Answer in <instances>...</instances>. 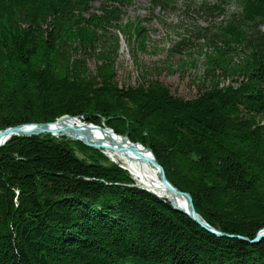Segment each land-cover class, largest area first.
<instances>
[{
    "label": "trees",
    "instance_id": "trees-1",
    "mask_svg": "<svg viewBox=\"0 0 264 264\" xmlns=\"http://www.w3.org/2000/svg\"><path fill=\"white\" fill-rule=\"evenodd\" d=\"M104 1L96 10L93 0H0V129L63 115L92 123L123 116L169 180L192 194L202 220L254 239L264 228V0H235L238 11L217 32L206 28L226 46L207 55V72L223 73L193 101L158 84L120 87L113 80L120 40L111 29L120 32L118 6L133 0ZM175 1L150 4L165 9ZM201 4L205 14H227L224 2ZM135 31L143 47L147 36ZM75 52L81 58L72 61ZM89 57L103 62L94 73ZM227 77L232 84L222 86ZM14 140L0 150V264H264V240L218 238L145 191L107 185L124 184L123 170L84 163L76 154L87 159V146L50 136ZM94 153L96 162L108 160ZM42 172L83 193L57 206L56 184L52 197H40L49 183ZM78 201L99 214L79 213Z\"/></svg>",
    "mask_w": 264,
    "mask_h": 264
},
{
    "label": "rangeland",
    "instance_id": "rangeland-1",
    "mask_svg": "<svg viewBox=\"0 0 264 264\" xmlns=\"http://www.w3.org/2000/svg\"><path fill=\"white\" fill-rule=\"evenodd\" d=\"M105 2L106 1L104 0H93L92 7L93 9L97 10V8L102 7ZM175 2H178V4L176 5L174 4L175 7L168 6L165 9L154 7L153 5L150 4V0H133L132 4L129 5L122 4L121 6H118V4L115 3L121 9L120 17L122 18V20L120 23L121 26L120 32H118V30L116 29L114 30L111 29L114 33L119 35V40H120V47L118 50L119 54H118V58L116 57L117 60L115 62V75L113 80H115V82L120 87H124V86L129 87L131 85L133 87H138L139 85L148 86L149 84H158L164 87L165 89H167L175 99H179L182 101H193L195 99H198L203 94L205 89L210 87V84L215 80V77H217V79H220L219 74H221L222 72L221 70L217 69L214 73L207 72V67H206L207 55L210 54L211 56V54H213L217 48H221L222 46L226 48V46L222 45L219 39L212 38L210 34H214V33L208 34L206 28L209 27L210 32L216 31V27L218 26L217 23L224 22L226 18L229 17L230 14L237 12L238 7L235 4V0H176ZM221 2H224V4H226L225 5V8L227 10L226 15L213 16L211 14H205L203 11L200 10L201 3H212L214 6L216 5L215 3L219 4ZM138 26L139 28L143 29L145 35L147 36L143 47L141 46V41L138 39L136 35L137 34L136 31L133 32L134 29L136 30L138 29ZM261 30L264 31V26L261 27ZM113 40H114L113 36L109 38V41H113ZM67 44H71V43L67 41ZM72 46L73 48L71 51L75 50V45ZM230 47L231 46L228 45V50L230 49ZM229 56L226 57L228 58ZM80 58L81 56L78 54V52L77 53L75 52L72 61L80 60ZM101 63L103 64V62H100V64ZM100 64L96 61L94 57L87 58V66L90 72L92 73L96 72L97 66ZM232 80L234 79H229L227 77L224 80L222 86H227L232 84L231 83ZM65 117H71V118L77 117L79 119H82L83 116L81 117V116L63 115L57 118L55 117L53 120L48 122L18 124L17 126L9 127V128H15L20 126L22 128L26 125L39 126L41 124L43 125V127H45L47 125L55 124L58 120ZM96 119H97L96 123L95 122L92 123L90 119H86V120L82 119V120L87 125L92 124L90 126L102 127L105 130H109L110 132H115L116 134L119 135V138L126 139L127 140L126 142L132 141L134 143H140L144 148L153 152L151 147H149L148 145L144 144L141 141L142 135L139 132V130L136 128V126H134L131 122H129L125 117L116 116L114 118L112 117L107 119L106 117L97 116ZM262 121L264 123V117ZM43 127H41V129ZM9 128L0 129V135L1 136L7 135V134L3 135L1 132L8 130ZM7 136L9 138L1 141L0 150H2L9 142H12L15 138L24 137L28 139L31 137H39V136H50V138L56 139L58 141L69 143L71 146H76L77 144L75 142L80 143V145L82 144L84 146H87L85 143L81 142L82 140L80 141L79 139H75L70 135L67 134L56 135L52 133L43 132L42 130H37V132H33L27 135H19V133H16L14 135H10V136L7 135ZM87 147L91 149L88 150L90 151V154H88L87 159L85 158L82 152L77 151L76 155L80 160L83 159L82 161L84 163L88 162V164L93 163V165L98 168L100 167L111 168L112 165H115L117 166L118 169L123 170L124 178L126 179V181H129V182L125 181L126 183L124 182L123 184V182L119 180V182L117 183L108 182L107 185L115 186L118 188L123 187L125 192L124 190L121 189L120 190L117 189V190L125 194H130L131 192H133L132 190H137V189L145 191L157 197L158 199L166 202V204H169L170 207H172L174 210L187 215L192 221H194L187 214L188 212L187 209L184 210L178 206L175 207L174 206L175 204L173 205L174 202L172 200L161 198L159 197V195H157L156 192H152L149 189L139 185L136 178L129 169H127L120 162L113 161L108 156V154L106 155V153L101 148H96L89 145ZM94 151H96L97 153H102L104 157L108 158V160H103V161L99 160L96 162L95 159H100L101 156L98 157L96 153H94ZM153 155L156 158L154 152ZM159 166L163 169V172L167 177V172L164 166H162L160 163ZM42 173H43L42 175L41 173L39 175L41 177V180L44 179V181H49V183L44 184V186L47 188L45 195L42 194V190L45 191L44 187L38 190L40 197L42 198L52 197L51 195H48V192L51 188L50 185L56 184V187L59 190L54 192H57L59 197H61V199L57 203V206L61 207L64 204H72L74 203L75 200H77L75 196L72 195H74L73 194L74 192H79L81 187L69 184L68 183L69 181L66 178L61 179L58 176L47 175L45 172ZM160 177H161V171H160ZM75 179L78 180L84 179L86 181L91 180L95 182L99 181L98 179H94V178L87 180L88 178L80 177V176L75 177ZM167 179L171 184V186L176 188L177 191H179V193L181 192L184 194H189L191 196L192 204L195 209L196 200L194 199L192 194L177 187L169 180L168 177ZM85 187L87 186H83V188ZM80 193H83V191H80ZM179 193L177 194L180 195L186 203L187 202L186 198L183 195H181V193L180 194ZM58 195L56 196V198L58 197ZM75 195L78 194L75 193ZM40 201H44V200H40ZM262 201L264 202V199H262ZM77 203H79L77 206V211L79 213H85L87 215L88 213H91L93 215L99 214L96 213L95 210L98 208H96L94 204L85 201H78ZM213 228L218 232H222L223 234L229 235V236L216 235L218 238H225L227 240L240 239L237 238V236H239L237 234H229L221 230H218L215 227ZM260 231L261 230H259V232ZM198 240L201 241L200 239H197V241ZM250 240L252 241V239ZM263 240L264 238L260 242H262ZM199 241L198 243H200ZM242 241L248 243L250 242L245 240ZM239 250H238L239 255L244 256L243 252Z\"/></svg>",
    "mask_w": 264,
    "mask_h": 264
},
{
    "label": "bare ground",
    "instance_id": "bare-ground-1",
    "mask_svg": "<svg viewBox=\"0 0 264 264\" xmlns=\"http://www.w3.org/2000/svg\"><path fill=\"white\" fill-rule=\"evenodd\" d=\"M202 5L206 4H200V6ZM90 125L92 124L87 125L82 119L77 117H65L58 120L55 124L47 125L42 129L26 125L19 132L20 134H30L37 132V130H42L43 132L56 135L67 134L75 139L93 144L95 145H92L93 147L101 148L113 161L120 162L129 169L139 185L156 192L161 198L172 200L176 206L186 210L184 199L161 180L160 171L150 161L151 154L148 149L144 148L140 143L124 142L115 132ZM7 138L9 137L0 135V143ZM241 237L246 238L252 245L257 244V242L252 243L248 237Z\"/></svg>",
    "mask_w": 264,
    "mask_h": 264
},
{
    "label": "water",
    "instance_id": "water-1",
    "mask_svg": "<svg viewBox=\"0 0 264 264\" xmlns=\"http://www.w3.org/2000/svg\"><path fill=\"white\" fill-rule=\"evenodd\" d=\"M34 126H36L37 128H39V129H41V127H43V125L41 124V125H39V126H37V125H34ZM21 129V126L20 127H15V128H9L8 130H5V131H3V132H1L3 135H5V134H9V136L10 135H12V134H16V132L17 133H19V135H27V134H20V132H19V130ZM31 134V133H30ZM36 134V133H35ZM7 135H5V136H7ZM121 140H123L124 142H126L127 140L126 139H123V138H120ZM81 141V140H80ZM81 142H83V143H85L87 146L89 145V146H92L93 144H89V143H87V142H84V141H81ZM93 146H95V145H93ZM149 152H150V154H151V160L150 161H152V163L156 166V167H158L159 168V170L161 171V178H162V181L169 187V188H171V189H173V190H175V192H177V193H179V191H177V189L176 188H174V187H172L171 186V184L169 183V181H168V179H167V177H166V175L164 174V172H163V169L159 166V163H158V161H157V159L154 157V155H153V152H151L150 150H148ZM181 193V192H180ZM179 193V194H180ZM181 195H183L185 198H186V200H187V202H186V209H187V214L197 223V224H199L201 227H203L204 229H206L207 231H209V232H211V233H213V234H215V235H218V236H229V235H227V234H223L222 232H218V231H216L211 225H209L207 222H205V221H203L202 219H201V217L199 216V214L196 212V210L194 209V207H193V204H192V198H191V196L189 195V194H184V193H181ZM173 205H174V203H173ZM175 207H177L176 205H174ZM237 238H240V239H242V240H245V241H247V239L246 238H242V237H239V236H237ZM264 238V228L257 234V236L255 237V239L254 240H252L251 242L252 243H254V242H260L262 239Z\"/></svg>",
    "mask_w": 264,
    "mask_h": 264
}]
</instances>
